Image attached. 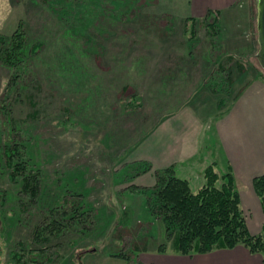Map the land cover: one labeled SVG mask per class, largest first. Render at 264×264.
Masks as SVG:
<instances>
[{
	"label": "rangeland",
	"instance_id": "rangeland-1",
	"mask_svg": "<svg viewBox=\"0 0 264 264\" xmlns=\"http://www.w3.org/2000/svg\"><path fill=\"white\" fill-rule=\"evenodd\" d=\"M188 1L0 0V37L20 26L27 52L40 45L20 70L0 61V148L23 146L39 186L21 192L0 155V264H17L13 252L22 264H141L172 250L146 205L157 170L145 155L150 138L165 143L189 70L211 60L201 24L197 41L182 32ZM208 79L189 100L202 116L232 96L224 76Z\"/></svg>",
	"mask_w": 264,
	"mask_h": 264
},
{
	"label": "crops",
	"instance_id": "crops-1",
	"mask_svg": "<svg viewBox=\"0 0 264 264\" xmlns=\"http://www.w3.org/2000/svg\"><path fill=\"white\" fill-rule=\"evenodd\" d=\"M188 2H192L194 12L189 16L181 15L182 24L186 18L202 20L210 11L216 14L219 32L214 39L207 36L212 48L209 50L211 60L203 62L199 70L196 67L189 70L193 80L186 89L185 103L166 120L165 143L153 147L151 145L156 146L158 142L150 138L145 160L153 170L174 167L178 177L189 182L190 178L199 179L198 187L203 183L202 171L206 166L213 163L216 168L220 165L223 172L230 171L247 230L257 236L264 227V213L253 191L252 179L264 175V75L260 74L262 71L256 59L259 46L254 0ZM190 40L197 41V37ZM216 66L221 69H215ZM252 68L258 73L253 74ZM226 72H229V78L225 81L228 85L225 90L231 91L230 100L226 103L217 100L216 111L202 116L200 107L194 102L190 104L189 100L208 84L210 75L215 73L222 77ZM148 254L146 258L140 257L141 264H264L262 254H252L241 245L190 256L172 250Z\"/></svg>",
	"mask_w": 264,
	"mask_h": 264
},
{
	"label": "trees",
	"instance_id": "trees-1",
	"mask_svg": "<svg viewBox=\"0 0 264 264\" xmlns=\"http://www.w3.org/2000/svg\"><path fill=\"white\" fill-rule=\"evenodd\" d=\"M198 24L213 39L219 32L216 14L209 11L202 20L186 18L183 21V33L189 32L190 38L196 37ZM26 43L25 33L20 26L9 37H0V61L5 66L20 70V64L28 62V54H33L40 48V45H34L27 52ZM215 69L221 68L216 66ZM261 71L264 75L262 69ZM224 77L225 81L228 80L229 72ZM208 87L216 95V89L210 83ZM125 91L124 86L121 92ZM222 105L223 102L219 103L218 109ZM0 149L9 180L18 183L21 181L20 191L35 196L39 186L35 176L26 173L28 160L23 146L11 142ZM149 169L150 166L146 165L141 172ZM202 178L203 185L197 191H192L189 181L178 177L174 167L154 172L155 184L146 194V205L149 213L163 222L165 238L171 242L172 251L190 256L241 245L250 253L262 254L264 257V227L257 236L248 232L232 173H217L215 164L212 163L203 169ZM252 188L264 213V175L252 179ZM76 208L74 206L75 211ZM72 219L73 215L69 220ZM55 223L58 224L56 221ZM55 228L58 230V227ZM157 251L164 250L159 247ZM11 256L17 264H22L19 254L13 252Z\"/></svg>",
	"mask_w": 264,
	"mask_h": 264
},
{
	"label": "water",
	"instance_id": "water-1",
	"mask_svg": "<svg viewBox=\"0 0 264 264\" xmlns=\"http://www.w3.org/2000/svg\"><path fill=\"white\" fill-rule=\"evenodd\" d=\"M256 35L259 46L256 59L264 72V0H257Z\"/></svg>",
	"mask_w": 264,
	"mask_h": 264
}]
</instances>
